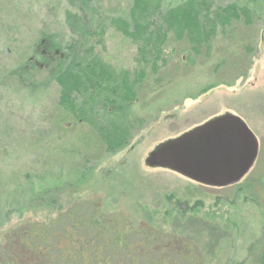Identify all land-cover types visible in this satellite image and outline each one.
I'll return each mask as SVG.
<instances>
[{
	"label": "rangeland",
	"instance_id": "rangeland-1",
	"mask_svg": "<svg viewBox=\"0 0 264 264\" xmlns=\"http://www.w3.org/2000/svg\"><path fill=\"white\" fill-rule=\"evenodd\" d=\"M187 1L0 0V264L36 247L29 227L80 205L139 231L128 246L146 238L130 264H190L172 260L184 253L175 239L199 264H259L264 248L251 246L264 245V0H194L210 18L201 36L174 23ZM216 8L228 11L224 20L211 19ZM63 62L70 67L55 82ZM75 77L87 92L67 90ZM224 113L259 145L238 186L210 189L144 167L156 144ZM82 232L62 233L57 250L71 240L79 249ZM47 246L38 260L54 252ZM30 257L21 260L38 264Z\"/></svg>",
	"mask_w": 264,
	"mask_h": 264
},
{
	"label": "trees",
	"instance_id": "trees-1",
	"mask_svg": "<svg viewBox=\"0 0 264 264\" xmlns=\"http://www.w3.org/2000/svg\"><path fill=\"white\" fill-rule=\"evenodd\" d=\"M194 0H188L182 7V11L186 13V17L184 19H179L176 22V26L181 28H195L198 29L200 32V29H206L208 26V23L210 21L208 13L202 15L201 11H197L193 7ZM231 7H236L233 5L226 6L224 8H228L227 10L231 9ZM221 8H216L214 11V14L211 19H219L224 20V13L228 12L227 10H220ZM208 11V6L202 5V9ZM173 12V11H172ZM167 15V12L165 13ZM166 22V19H165ZM201 32L197 34V36H201ZM69 63L65 64L63 62L62 66L58 68V71L53 76V80L60 82L61 76H63L65 69L69 68ZM68 73H66L65 77L67 78ZM70 80V79H68ZM75 80L78 81H72L70 82L65 81L67 84V90L71 91L72 88L75 87L76 90H79L83 93V90L87 92L88 90V83H82L79 81L78 78L75 77ZM65 86V85H64ZM74 86V87H73ZM86 87L85 89H83ZM82 89V90H81ZM64 90H66L64 88ZM89 93V91H88ZM63 101V100H62ZM114 107L116 108H122V105L114 104ZM108 108V107H107ZM63 222V223H62ZM46 225L43 226H31L28 229L34 227V231H31L29 234L27 233L25 238L26 240L29 237H32L35 241V246L29 248L27 246H23L22 251L13 252L10 256V253L8 255H4V261L6 264H27L24 261H22L21 257L25 255V253L30 254L34 261H36L38 264L45 262L46 264H107V255L104 256L103 254L111 253L113 256L118 260L121 261L122 258L129 259L127 262L130 264V259L132 257H137L138 255H142L144 252L148 250L146 249L147 246V240L146 238H143L140 243H138L135 246H128L125 244V240L127 237L132 234L139 232L137 230H133L132 228H126L120 227L116 223V219H112L108 214H103L97 207L90 208L88 205L83 206L80 205L78 207H74L70 210H66L63 214L57 215L55 219H50L46 222ZM61 225H64L61 227ZM80 228H84V231L82 232V238L84 241L87 240V244L83 243L84 241H81V246L79 249L75 247L76 242L70 241L69 246H63L64 249L57 250L56 244L59 243V239L57 240V237H60V235L63 233L65 239H71L72 233L75 230H78ZM54 230V231H52ZM144 235V234H143ZM38 244L42 247H37ZM180 244V243H179ZM50 246L51 248H54V252L52 250H49L45 255L41 256V258L38 257L39 255L44 254V250L46 246ZM260 246L264 248V245L260 241L254 242V244L251 246V248ZM47 246V247H48ZM73 246V251L71 250V247ZM69 247V248H68ZM121 248H125L127 251V254L124 255H117L119 250ZM30 249V251L28 250ZM26 251V252H25ZM16 254H19L20 262L17 261L19 257H17ZM24 254V255H23ZM83 254H87L88 261L82 256ZM264 254V252H263ZM74 255V257H73ZM264 255L260 257L259 264H264ZM26 260V259H25ZM43 261V262H42ZM81 261V262H80ZM87 261V262H86ZM4 263V264H5Z\"/></svg>",
	"mask_w": 264,
	"mask_h": 264
},
{
	"label": "water",
	"instance_id": "water-1",
	"mask_svg": "<svg viewBox=\"0 0 264 264\" xmlns=\"http://www.w3.org/2000/svg\"><path fill=\"white\" fill-rule=\"evenodd\" d=\"M257 148L246 125L238 117L225 114L159 144L147 154L144 164L221 188L238 182L248 172Z\"/></svg>",
	"mask_w": 264,
	"mask_h": 264
},
{
	"label": "flooded vegetation",
	"instance_id": "flooded-vegetation-1",
	"mask_svg": "<svg viewBox=\"0 0 264 264\" xmlns=\"http://www.w3.org/2000/svg\"><path fill=\"white\" fill-rule=\"evenodd\" d=\"M214 117H215V116H214ZM212 118H213V117H212ZM210 119H211V118H210ZM210 119H208V120H206V121H209ZM206 121H204V122H206ZM204 122H203V123H204ZM203 123H201V124H203ZM201 124L195 125V126H193L192 128L188 129L187 131H184V132H182L181 134H179V135H177V136H174V137H172V138L166 139V140H164V141H162V142H165V141L170 140V139H174V138H176V137L182 135L183 133L188 132V131L194 129L195 127H197V126H199V125H201ZM162 142H160V143H162ZM257 157H258V154H257V156H256V159H257ZM144 160H145V158L143 159V165H144L145 168H147V169H149V170H163V171H166V172L172 173V174H174V175H179V174H177V173H175V172H173V171H170V170H168V169H163V168H149V167L145 166V164H144ZM181 178H182V177H181ZM183 179H184V178H183ZM194 184H197V183H194ZM197 185L202 186V187H206V188H210V189H216V190H225V189H227V188H211V187H207V186L200 185V184H197ZM175 243H176V244H179L180 241H179L178 239H175ZM177 249H178V248H177ZM179 252H184V253H179V255H178V253H171L174 257H176V258H172V260L174 259V260H178V261H180V262H189L190 264H199V263H200V258H199L197 255H196V256L194 255V254H195V251L193 252V251H190V250H189V251H179ZM177 255H178V256H177Z\"/></svg>",
	"mask_w": 264,
	"mask_h": 264
}]
</instances>
